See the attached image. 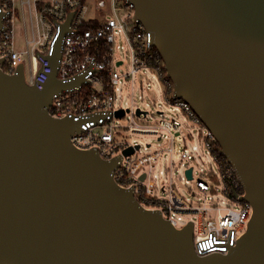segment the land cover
Here are the masks:
<instances>
[{"label": "water", "instance_id": "95a60500", "mask_svg": "<svg viewBox=\"0 0 264 264\" xmlns=\"http://www.w3.org/2000/svg\"><path fill=\"white\" fill-rule=\"evenodd\" d=\"M130 2L175 97L236 170L254 210L247 232L229 254L198 257L193 223L174 229L116 185L119 159L71 145L80 123L47 113L54 94L84 82L57 79L71 14L43 89L25 83L24 65L15 76L0 67V264H264V0Z\"/></svg>", "mask_w": 264, "mask_h": 264}, {"label": "built area", "instance_id": "2783aa9c", "mask_svg": "<svg viewBox=\"0 0 264 264\" xmlns=\"http://www.w3.org/2000/svg\"><path fill=\"white\" fill-rule=\"evenodd\" d=\"M22 7L31 5V0L22 2ZM39 18L38 34L32 28V39L25 37V51L16 49L14 40L15 6L14 0H0V60H4L1 70L9 76L18 74L20 65L26 57L30 62L29 76L25 83L43 89L49 74L51 64L47 56L53 54L54 44L60 35L62 26L73 14L69 32L63 38L61 58L57 71V79L63 83L83 77L80 86L63 90L54 94L47 113L53 119H73L79 122L81 132H75L70 137L71 145L80 151L95 150L104 161L119 159L113 172L116 185L125 190H133L134 198L143 209L158 211L162 218L168 221L176 230H183L189 223L197 221V231L194 230V251L198 257L212 254H229L245 235L252 219L254 210L250 203L243 200L244 186L231 163L222 154V149L213 133L203 124L195 111L184 100L175 97L174 87L168 78L165 62L159 51L152 46L151 34L137 19L136 10L130 0H96L95 13L91 12L86 0H33ZM24 26L26 18L23 15ZM85 26V28H84ZM123 41L121 45L119 41ZM40 50L37 55L36 49ZM125 49L130 59V70L120 73L124 65L117 52ZM141 70H151L158 75L163 84V92L169 105L180 109L189 126L199 130L200 146L187 145L180 154V166L185 169L188 182L195 180V167L190 162L196 160L199 150L213 157L219 170V176L213 170L200 172L203 180L196 181L197 191H192V197L198 193L210 195L205 200L197 202L185 199L170 182L162 185L161 191L166 197L159 196L157 180L166 172L160 171V158L163 154L170 157V179H173L171 169L174 163L175 134L188 131L178 119L168 117L162 111L158 112L159 120L153 125L144 124L148 112L139 108L123 107L124 91L128 85L134 87V76ZM124 115L118 117V112ZM140 111V114H138ZM129 118V125L121 121ZM144 134L156 136L158 142L166 138L165 146L159 145V150L153 153H143L141 146L129 140V135ZM186 137L191 138L187 133ZM138 147V148H136ZM133 149V154L126 155L127 149ZM152 148L147 144L146 150ZM192 169V178L187 171ZM145 176L142 180V176ZM220 181L221 194L230 202L239 205L238 209L220 207L214 202V184ZM202 200V201H201ZM184 215H192L186 219ZM185 224H181L184 221Z\"/></svg>", "mask_w": 264, "mask_h": 264}, {"label": "rangeland", "instance_id": "374dc122", "mask_svg": "<svg viewBox=\"0 0 264 264\" xmlns=\"http://www.w3.org/2000/svg\"><path fill=\"white\" fill-rule=\"evenodd\" d=\"M27 2L28 0H22V2ZM87 4L90 6L91 12L95 13L96 0H86ZM22 3L20 0H14L15 6V16L14 21V40L16 49L19 51H25V37L28 35L29 39H32V28L36 36L38 34L37 22H38V12L35 10L34 2L31 0V5L21 6ZM23 15L26 18V27L24 26ZM121 45H124L123 41H119ZM36 55L40 53V50L37 48L34 52ZM119 59H121L124 65L118 70L120 73H125L130 70V59L126 55L125 49H120L117 52ZM23 65L25 69L26 76H29V67L30 62L25 57L23 60ZM134 87L131 83L128 85V88L124 91L123 97V107L133 109L139 108L143 112H148V116L143 120L144 124L153 125L157 120H159L158 112L162 111L168 117L178 119L183 125L188 126V131H182V133L175 134V143H174V163L175 166L172 167L171 173L173 179H170V172L167 171L170 168V157L167 154H163L160 158V168L157 172L159 175L160 171L166 172L164 176H160L157 180V187L159 188V196L166 197L167 194H163L161 191L162 185H168L170 182L173 183L174 187L178 192L185 198L191 199L193 202H197L199 198L205 200L210 195L206 197L200 193L196 197H192V191H197L196 181L203 180L200 172L207 173L209 170L219 176V170L216 162L213 157L201 150L195 155L196 160L190 162V166L195 167V180L193 182H188L185 176V169L180 166V154L183 148L187 145L189 148L192 146H200L199 141V130L197 127L189 126L190 122L184 116L180 109H176L174 106H171L166 101V96L163 92V84L158 78V75L151 70H141L138 74L134 76ZM122 125H129V118L126 117L121 121ZM190 133L191 138L186 137V134ZM129 140L131 142H136L141 146V151L143 153H153L154 151L159 150L160 146H165L166 138H163L161 142H158L156 136L144 135V134H132L129 135ZM152 145V148L145 149L146 145ZM216 193L213 194L214 202H216L220 207H231L233 209H238L239 205H236L229 201L223 194H221L222 185L220 181H217L214 184ZM201 200V201H202ZM186 219H193L192 215H184ZM185 220L181 224H185ZM194 230L197 231V221L194 219Z\"/></svg>", "mask_w": 264, "mask_h": 264}, {"label": "trees", "instance_id": "16d2710c", "mask_svg": "<svg viewBox=\"0 0 264 264\" xmlns=\"http://www.w3.org/2000/svg\"><path fill=\"white\" fill-rule=\"evenodd\" d=\"M84 28H85V26H84Z\"/></svg>", "mask_w": 264, "mask_h": 264}]
</instances>
